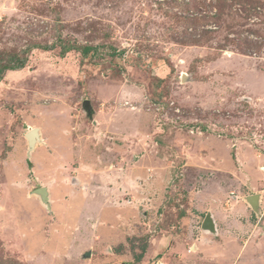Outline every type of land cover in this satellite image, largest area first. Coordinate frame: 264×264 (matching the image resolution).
<instances>
[{"label":"rangeland","instance_id":"obj_1","mask_svg":"<svg viewBox=\"0 0 264 264\" xmlns=\"http://www.w3.org/2000/svg\"><path fill=\"white\" fill-rule=\"evenodd\" d=\"M17 58L0 264H264V0H0Z\"/></svg>","mask_w":264,"mask_h":264},{"label":"water","instance_id":"obj_2","mask_svg":"<svg viewBox=\"0 0 264 264\" xmlns=\"http://www.w3.org/2000/svg\"><path fill=\"white\" fill-rule=\"evenodd\" d=\"M84 107L89 112V114H92V106H91L90 101L87 100L85 102V106ZM40 136L41 135L39 133V129H33V130L29 131L26 134V138L28 140V143L30 144V151H32L33 148L36 146L37 141L38 142L42 141V139L39 138ZM35 193L40 196L43 204H45V205H49L50 204V200H49L50 191H49V188L41 187V188L37 189L35 191ZM245 199L249 203V205L252 207V209L255 212H258L259 206H260V202H261V194L251 195V196L246 197ZM202 227H203L204 231H210L211 233H215L216 232V223H215V221L213 219V216H212V214L210 212L207 213ZM84 257L85 258L90 257V253H86L84 255ZM123 264H125V263H123Z\"/></svg>","mask_w":264,"mask_h":264},{"label":"trees","instance_id":"obj_3","mask_svg":"<svg viewBox=\"0 0 264 264\" xmlns=\"http://www.w3.org/2000/svg\"><path fill=\"white\" fill-rule=\"evenodd\" d=\"M45 51L49 49H43ZM71 50V49H70ZM86 54L90 51L89 48H86ZM65 52H68V50H65ZM27 65V59H15L13 62H10L9 64H6L0 68V73H4L5 71H18L21 69H24ZM163 97L162 95H158V97H155L154 103L159 107V106H164L163 104ZM160 108V107H159Z\"/></svg>","mask_w":264,"mask_h":264},{"label":"crops","instance_id":"obj_4","mask_svg":"<svg viewBox=\"0 0 264 264\" xmlns=\"http://www.w3.org/2000/svg\"><path fill=\"white\" fill-rule=\"evenodd\" d=\"M115 143H117V144H116L117 146L120 144V143H119V142H117V141H116ZM212 216H213V215H212ZM214 221H215V220H214Z\"/></svg>","mask_w":264,"mask_h":264},{"label":"bare ground","instance_id":"obj_5","mask_svg":"<svg viewBox=\"0 0 264 264\" xmlns=\"http://www.w3.org/2000/svg\"><path fill=\"white\" fill-rule=\"evenodd\" d=\"M40 138V137H39ZM37 140V139H36Z\"/></svg>","mask_w":264,"mask_h":264}]
</instances>
